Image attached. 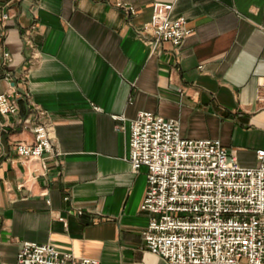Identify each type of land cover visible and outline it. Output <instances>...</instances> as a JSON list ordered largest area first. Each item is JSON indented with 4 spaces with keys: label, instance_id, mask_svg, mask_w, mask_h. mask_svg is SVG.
<instances>
[{
    "label": "crops",
    "instance_id": "crops-1",
    "mask_svg": "<svg viewBox=\"0 0 264 264\" xmlns=\"http://www.w3.org/2000/svg\"><path fill=\"white\" fill-rule=\"evenodd\" d=\"M122 1L137 14L117 0H0L14 13L8 68L30 95L19 115L0 114V262L35 241L102 264H167L145 247L147 167L134 172L129 162V123L140 111L179 121L184 137L220 139L243 166L257 164L264 0ZM156 2L187 19L192 32L181 46L142 30ZM1 62L0 48V93L9 89ZM37 107L47 111L53 151L25 160L15 147L35 135L18 118L31 126Z\"/></svg>",
    "mask_w": 264,
    "mask_h": 264
},
{
    "label": "built area",
    "instance_id": "built-area-1",
    "mask_svg": "<svg viewBox=\"0 0 264 264\" xmlns=\"http://www.w3.org/2000/svg\"><path fill=\"white\" fill-rule=\"evenodd\" d=\"M10 4L0 2L1 64L3 79L9 83V89L0 93V114L17 116L20 101L30 95L17 88L15 74L8 68L13 60L5 44L9 20L14 16ZM117 5L128 15L138 12L122 0H117ZM172 9V3H154L142 30L152 35L154 43L169 41L179 47L192 29L185 17L173 18ZM256 96L264 101V78L259 80ZM47 118L41 107L32 115L31 126L18 118L22 128H30L35 135L34 142H20L15 147L23 159L44 160L45 154L53 151ZM114 119L125 121L126 117L114 115ZM129 129L132 169L138 172L147 167V189L141 204V209L150 213L145 247L167 264H264V148L256 151L255 166H243L220 139L184 137L179 121L149 110L130 119ZM77 212L84 213L82 209ZM0 264L102 263L61 252L48 243L24 241L14 262Z\"/></svg>",
    "mask_w": 264,
    "mask_h": 264
}]
</instances>
